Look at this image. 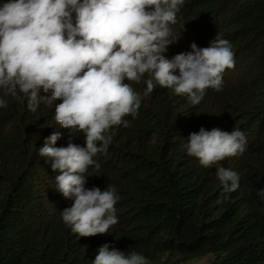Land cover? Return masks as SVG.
<instances>
[{"label": "trees", "instance_id": "1", "mask_svg": "<svg viewBox=\"0 0 264 264\" xmlns=\"http://www.w3.org/2000/svg\"><path fill=\"white\" fill-rule=\"evenodd\" d=\"M171 27L179 39L164 53L168 58L190 52L192 43L208 47L218 34L232 44L235 67L225 70L222 91L207 89L195 106L157 86L135 119L125 117L129 127L112 129L107 152L94 157L101 167L88 169L85 185L103 191L110 184L120 196L119 222L108 234L79 237L62 222L73 200L56 189L60 173L52 158L37 154L51 134L61 135L54 147L70 139L84 146L83 134L72 136L56 123L55 105L31 112L22 94L3 97L0 264H92L105 243L151 264H185L209 253L208 264H264V198L257 195L264 189V0H185ZM129 83L141 94L146 88ZM201 127L246 134L245 153L220 162L239 174L236 191L224 194L216 167L201 166L183 148Z\"/></svg>", "mask_w": 264, "mask_h": 264}, {"label": "clouds", "instance_id": "2", "mask_svg": "<svg viewBox=\"0 0 264 264\" xmlns=\"http://www.w3.org/2000/svg\"><path fill=\"white\" fill-rule=\"evenodd\" d=\"M185 0H7L0 4V108L5 96L27 101L36 112L41 104L55 105V121L72 136L82 133L84 146L69 140L54 147L59 133L45 139L38 156L52 158L56 189L70 207L62 222L79 237L108 234L118 217L120 200L114 186L103 191L86 188L88 169L112 143V129L130 126L144 97L159 86L186 95L195 106L206 90L223 89L225 70L235 67L232 44L218 34L208 47L191 44L190 52L164 55L176 43L172 25ZM178 72V74H177ZM146 84L143 93L127 82ZM51 93L40 95V91ZM61 101L55 103V101ZM183 145L189 157L205 168L216 167L224 194L239 188L240 176L221 166L226 158L243 155L246 134L203 127ZM264 198V189L257 191ZM217 203H221L217 200ZM105 243L92 264H151L143 254L127 253ZM214 257V254L209 253Z\"/></svg>", "mask_w": 264, "mask_h": 264}, {"label": "rangeland", "instance_id": "3", "mask_svg": "<svg viewBox=\"0 0 264 264\" xmlns=\"http://www.w3.org/2000/svg\"><path fill=\"white\" fill-rule=\"evenodd\" d=\"M212 259V256L206 255L200 258L191 259L188 261H185V264H208Z\"/></svg>", "mask_w": 264, "mask_h": 264}]
</instances>
